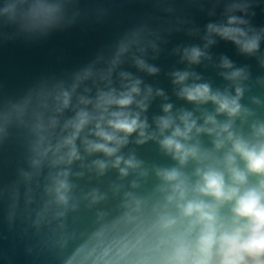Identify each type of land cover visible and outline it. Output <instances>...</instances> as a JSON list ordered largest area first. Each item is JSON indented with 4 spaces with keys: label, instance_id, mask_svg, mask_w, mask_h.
Segmentation results:
<instances>
[{
    "label": "clouds",
    "instance_id": "1",
    "mask_svg": "<svg viewBox=\"0 0 264 264\" xmlns=\"http://www.w3.org/2000/svg\"><path fill=\"white\" fill-rule=\"evenodd\" d=\"M112 44L71 73L0 91V224L30 261L50 264H264V27L257 0H212L203 30L152 0ZM202 9L203 0H187ZM81 0H10L0 43L40 44L87 23ZM107 12L97 13V20ZM184 31L199 42L169 49ZM231 44L249 64L214 58ZM164 54L182 68L159 77ZM213 67L220 84L196 69ZM159 100L160 112L150 113ZM149 144L170 163L138 153Z\"/></svg>",
    "mask_w": 264,
    "mask_h": 264
},
{
    "label": "water",
    "instance_id": "2",
    "mask_svg": "<svg viewBox=\"0 0 264 264\" xmlns=\"http://www.w3.org/2000/svg\"><path fill=\"white\" fill-rule=\"evenodd\" d=\"M7 2L10 0H0V9ZM257 3L259 6L254 7L255 16L252 23L259 28L264 27V0H257ZM81 6L91 13L87 23L67 31L57 32L49 40L40 44L26 45L18 40L0 43V91L6 95H14L43 74L71 73L105 50L119 33L136 23L145 14L162 15L154 8L152 0H81ZM212 7V0H203V10L200 6L188 3L187 0H176L177 17L190 18L192 23L201 30L208 22L217 19L222 10L217 8V16H209L208 12ZM101 10L106 11L107 15L97 20V13ZM2 19L0 17V20ZM0 31H10V29H0ZM193 42L199 41L184 31H175L169 37L168 47L171 49ZM211 51L214 58L225 55L238 65H251L254 74L261 71L254 60L239 55L229 43L221 41ZM158 64L162 68L161 75L148 78V81L163 88L174 107L184 105L185 102L176 100L171 94L170 80L164 74L173 67H183L179 64L178 57L164 54L160 57ZM196 70L215 83H221L213 67L201 65ZM160 103L159 100L155 101L150 108V113L158 114ZM137 151L141 155L157 159L160 163H170L168 158L157 155V146L154 144L140 147ZM13 161L14 152L11 149L0 157V180L10 178ZM0 264H50V261L48 259L28 260L7 233L6 227L0 224Z\"/></svg>",
    "mask_w": 264,
    "mask_h": 264
}]
</instances>
